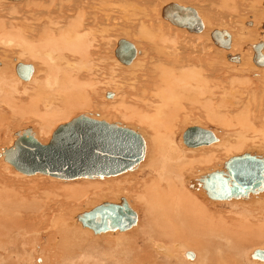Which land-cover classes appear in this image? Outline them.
<instances>
[{
	"label": "bare ground",
	"instance_id": "1",
	"mask_svg": "<svg viewBox=\"0 0 264 264\" xmlns=\"http://www.w3.org/2000/svg\"><path fill=\"white\" fill-rule=\"evenodd\" d=\"M3 1L9 4L22 2V0ZM28 1L30 2V4L27 3L28 8L22 11H19L21 8L19 10L14 9L13 6L16 5L10 8L7 6V9L3 7L5 9L0 10V145H3L5 137L7 136L6 138L8 139L11 129H14L20 121H28L30 119L36 121L37 129L31 128L35 139L39 142L40 137L43 139L47 136L45 143H41L47 144L46 142L54 130L59 125L70 121L69 119L64 122L63 119L75 108L89 109L92 110V112L97 111L95 114L83 115L91 119L105 121L111 124L114 123L126 128L130 127L119 122V120L117 122H109V119L104 117L105 113L114 115L113 118H115V120L116 118L122 119V121L125 119L127 120L126 122L131 120L135 125L141 127V129H130L138 132L142 137L145 145L144 157L131 171L116 176L136 172L134 176L138 180L130 186V189L134 197L136 196L135 198H137L138 202L144 207V225L140 222L138 223V213L134 209L132 203L124 196L120 195L115 202H105L119 203L120 198L126 199L128 205L137 215V222L130 230L136 229L130 234H138L140 231L143 232L145 228L143 236L146 240L151 241L154 237L158 239V242H151L149 247L151 258L165 256L164 259L169 261V263L177 258V264L178 262H180V264H189L188 262L190 260L195 259L196 261L200 260L198 263L209 264V257L207 254H210L213 250L209 249L211 247V244H209L210 242L207 243L206 241L207 244H204V240L205 237L211 236L212 238L216 237L215 241H217V237L225 241V246H222L226 248L225 250L228 256L226 257V255L223 254V258L226 257V261L223 264H242L245 262L244 260L247 259L249 261L245 262L247 264H264V262L260 260L251 258L254 250L264 249L263 245L260 247L256 246L252 250L250 249L251 251L248 253H244L243 250L245 244L251 242L252 239L258 241L260 244L264 243V191L258 194H249L247 198L231 200L210 199L206 195L202 185L198 183V179L207 173L204 174V171H199L198 174L194 175L193 171L198 166L204 167V165L211 163L215 159L214 153L212 151L204 152L201 153L197 159H191L189 153L192 151L189 150L194 149L188 148V150H184L180 147V143H177L179 133H183L187 128L195 127L194 125H190L194 120L196 127L202 128L198 126V120L200 118L204 117L208 120L222 119L221 116L225 111L222 110L224 100L229 96V98H232L234 94V92L229 91V89L223 86V77L221 76V72L219 73L222 67L217 69L215 68L216 65H214L216 63H214L210 65L212 69L209 68L210 60L211 63L215 62L217 59L216 55L219 57L224 56V58L226 54L233 56L232 51H234L233 48L236 46L235 49L239 50L240 55L242 52L241 56L238 55L240 63L234 62V64L233 62H224L227 64L226 69H229V71L235 70L238 73H254L258 76L257 78H260L258 79L260 84L256 85L255 88L257 89L254 90L256 92L253 91V95L257 92L264 94V67L256 68L253 66L251 60L252 53H250V50L246 53L249 44L253 42L258 43L260 40V38H258L260 33L258 34L259 30L257 31V28L259 29V26H262L261 23H264V10L260 8V5L264 1L248 0L249 3H251L246 6L248 7L247 12H251L250 14L252 15V23L254 26H251V29H246L244 28V21L240 27H237V31L235 32L236 38L235 36L232 37V33L229 34L231 38L230 54L223 53L224 49L221 50L222 48H218L215 45L218 48V50H214L216 59H212L210 56L208 57L209 53L207 48H209V45L206 46L205 43H209V37H211V33L213 32L209 31V26L215 21L216 17H214L212 14L213 12L210 11V9H212L210 5L213 4L217 7L221 6L224 10L232 6L233 9L237 10L239 2L236 3L234 0H186L187 4L195 2L199 5V7H197L200 10L198 8L195 10L193 7H190L195 10L202 22L203 28L199 33H188L190 35L184 39H178V33H176L178 31L176 28L187 32L186 29L178 27L174 29L172 28L173 26H169L170 23L168 21H161L159 17L161 16L162 8L169 3H177L178 5L189 7V4L184 5V2L177 0H169L159 6L158 3L160 4V2H158V0ZM229 9L232 10V8ZM218 28L216 29L219 30ZM202 32L204 33L200 35ZM194 34L199 35L194 36ZM133 37L137 38V40L139 39L137 45L134 44L135 41L132 43L128 40ZM121 39L130 42L136 50V56L129 65L121 64L114 55L117 43ZM200 39H204L205 42L202 40L199 41ZM114 40H116L115 45L113 42ZM262 41L264 40L262 39ZM139 47L143 51H140V49H138ZM262 53L264 54V48ZM111 56H114L115 62L111 59ZM13 58L16 59L12 62ZM217 61L219 60L217 59ZM108 62H110L109 65ZM218 63L221 65L220 61ZM18 64L32 66L33 72L29 80L24 81L16 74L15 67ZM220 65L218 64L219 67ZM224 66L223 69L226 67ZM226 69L224 70L226 71ZM116 71H118V74ZM235 71L232 74H236L237 72ZM121 73H127L128 75L121 79L122 75H119ZM115 75L117 77L118 75L120 76L118 80H115ZM245 83L247 82L245 81ZM230 84L232 87V83ZM250 90L251 88L247 91L252 95ZM107 93H111L112 96L107 98ZM98 95H103L104 99H107L109 103L107 104L106 102L105 104L102 102L98 105ZM253 97H250V99ZM263 97H261V100ZM99 99L100 97L98 101ZM101 99H103V97ZM109 105L111 106L110 108H108ZM259 105L260 108L257 114L245 108L238 114H234V122L231 116V121H223V125L226 126V122H228L230 126L227 125L226 127H232L236 130H232L233 132L230 134L227 133L230 135V137H228L229 135L226 134L227 139H225V137H216L217 141L212 143L214 146L210 144L212 145L211 148L223 151L224 153L226 152V154L232 153V151L238 152L244 147L246 148L249 143L256 147L263 148L264 108H262L261 104ZM219 121L221 120L219 119ZM57 123L58 125H56ZM185 123H189L190 126L187 125V128H183ZM233 126H238V129ZM22 131L23 130H20L18 132ZM13 137L15 141V134ZM4 148L0 150V158L2 161H4V152L9 149L6 147ZM216 152L218 153V151ZM250 154L256 156L264 155L255 152ZM223 163L219 164V167L212 171L221 170ZM143 168L147 173L146 177L144 176L145 178H141V180L138 176L144 171ZM14 172V175L19 174L22 178L41 175L34 174L26 176L15 170ZM45 177L47 178L49 176ZM50 178L52 179L53 177ZM192 179H195L194 182L201 190L197 189L198 187H194L195 189H192L193 191L188 189V187H190L189 185L192 184ZM15 183L0 174V209L3 210V207L7 208L5 215L0 212L3 215H0V223L3 222V224L0 225L2 229L0 231V246L4 244L10 246V243L13 244V246L16 245V247L18 243L23 245L29 236L33 237L47 226L51 231L49 235L52 238L56 235L54 233H60L59 237H57L59 238L57 245L61 248L64 247L65 249H69L66 254L63 253L65 260H67V263L63 262V264H75L76 262L72 263L70 261L76 259L81 260L88 250L85 251L83 249L85 245L80 246V244L82 245L85 243L81 242L84 240L81 237L88 236V233L84 232L86 230L77 229L72 219L71 222H68L66 214H69V206L67 207L63 204V209L61 208L56 212L57 214L51 215L49 227L47 223L44 225V221L35 223L33 221L43 219L41 215L44 213L40 211L41 207L39 202H35V199L39 196L36 197L33 195L30 200L31 202L29 201L30 203L26 204L28 199H30V192L28 193L29 189L19 188ZM92 186L94 187V185ZM95 187L98 188L97 186ZM54 189L56 190V188ZM64 189L60 190L62 195L59 194V192L53 193L54 198L56 199L58 196L57 199H60L64 196V200H73L76 202L82 198L83 200L85 197L87 198L88 193L83 188L75 189V187L72 186ZM201 191H203L205 197L209 201L211 200L213 204L232 202L233 204L231 203L230 205H234L235 202H250L247 205L244 203L245 205L243 204V206H248L245 212L249 214L256 212V216H253L255 214L252 215L256 223L252 225L248 219L249 216L243 215H241V217L243 216L242 219L240 218V220H238L239 222L232 221L233 218H230L231 220L229 219L231 226L233 223L234 226H239L238 231L241 232L243 239L239 237L241 236L240 232L239 236H236V234H238L236 231L237 227H231L230 223H228V225L223 217L224 214L221 215L219 212L210 211L208 208L209 203L204 200L205 198H202L203 193ZM46 197H48V195H46ZM51 199L49 200L52 201ZM39 200L43 201L44 199L41 198ZM10 209L11 213L9 215ZM21 209L25 211L22 212ZM42 209L45 208L42 207ZM26 211L30 212V216H23V213H27ZM39 211L41 212L40 214ZM78 214H73L75 224H80L76 220ZM226 226H230L231 229H227ZM224 227L226 231L230 230L231 233L229 231H227L228 234L221 232L225 230ZM232 228L235 229V234H233L234 231ZM121 233L123 232H107L99 234L98 236L102 237L103 235L112 234L117 237V235ZM229 234H231V236ZM232 237L237 238H233L232 240ZM87 238L89 239V237ZM90 239L93 240V242L86 241L93 244L98 242L93 238ZM218 241L221 242L219 239ZM215 243L214 246L216 245L217 247L218 244L217 242ZM176 244L177 246L178 244L179 246L181 245L177 257L174 254L175 247L173 248ZM164 245L166 247H164ZM191 245H194V247ZM204 245L206 249L211 251L208 253L205 252ZM208 245L210 246L209 248ZM72 246L75 248L74 251ZM214 246L213 249L215 248ZM85 248H87V246ZM65 249H63V251ZM193 250L195 253H193ZM220 250H217V253L222 252ZM158 251H162L163 253H157L158 256H156L154 252ZM188 251H191L194 255L192 259L186 258L185 253ZM89 252L91 254L89 253L88 256H91L93 251L91 252L89 249ZM176 252L177 251H175V253ZM202 253L205 255L203 256ZM212 254L213 253L210 255ZM215 255L219 254L215 253ZM147 256L141 257L138 263L155 264V262H153L154 260L150 261L147 259ZM203 257L206 258V260ZM105 258L103 259L105 260ZM184 258L188 262H186ZM103 259L100 261L102 262L101 264H109V261H107L108 258L106 261H103Z\"/></svg>",
	"mask_w": 264,
	"mask_h": 264
},
{
	"label": "rangeland",
	"instance_id": "2",
	"mask_svg": "<svg viewBox=\"0 0 264 264\" xmlns=\"http://www.w3.org/2000/svg\"><path fill=\"white\" fill-rule=\"evenodd\" d=\"M166 1H169V0H163V1H159L158 0V2H160V4L158 3V6L159 5H162L164 2H166ZM177 1H180V2H184V5H188L189 7L191 6V7H193L195 10H197V8L199 7V5H197L195 2H193V3H188L187 4V1L186 0H177ZM185 1H186V3H185ZM234 1H236V3H238V8H237V10L236 9H233V7L232 6H229V8H232V10L231 9H229V8H227V9H225L224 10V8H222L221 6H219V7H217V6H215V5H207V6H209L210 8H212V9H210V11H212L213 13V16L215 17V21H213V23L211 24V26H209V31H214L216 28H218V27H220V28H218L219 30L221 29V30H227V32H229V34H231L232 35V37H234L235 36V38L237 37L236 36V34H235V32L237 31V27H240V25L242 24V23H244V21H245V23H244V28H246V29H251L254 25H253V23H252V15L250 14L251 12L250 11H248L247 12V8L248 7H246V6H248V4H250L249 3V1H251V0H234ZM245 1V2H244ZM264 1V0H263ZM21 3V4H20ZM16 2V3H8V2H5V1H3V0H0V10L1 9H5V8H3V7H6V9H7V6H8V8H10L11 6H13V5H16V6H13L14 7V9H16V10H19L20 8V10L19 11H22V10H25V8L27 9L28 8V5H27V3L28 4H30V2L27 0H22V2ZM25 3V4H24ZM264 3V2H263ZM263 3L260 5V8L262 9V10H264V7H263ZM190 4H192V5H190ZM195 4V5H194ZM5 5V6H4ZM10 5V6H9ZM23 5V6H22ZM31 6V5H30ZM29 6V7H30ZM198 6V7H197ZM215 6V7H214ZM199 9V8H198ZM220 9H222V10H220ZM200 10V9H199ZM215 12H217V13H215ZM223 12V13H222ZM233 12H235V13H233ZM219 13V14H218ZM225 13V14H224ZM264 14V13H263ZM242 15V16H241ZM160 17V20L161 21H164V19L163 18H161V16H159ZM217 18V19H216ZM241 21H240V20ZM227 20V21H226ZM216 22V23H215ZM231 22V23H230ZM166 23V22H165ZM233 23V24H232ZM251 24V25H250ZM263 24V22L261 23V25ZM206 25V24H205ZM223 25V26H222ZM169 26H173V25H169ZM213 26V27H212ZM252 26V27H251ZM172 28H176V27H172ZM225 28V29H224ZM234 28V29H233ZM212 29V30H211ZM176 30L178 31V32H176V33H178L177 35V37H178V39L179 38H186V37H188L190 34H188V33H190V32H188L187 30V32H185V31H183V30H178L177 28H176ZM217 30V29H216ZM259 30V32H258V34L260 33V35L258 36V38H260V40L262 41V39L264 40V38H263V34H262V30H261V27L259 26V29L257 28V31ZM183 31V32H182ZM175 33V32H174ZM175 33V34H176ZM204 32H202V33H200V35L201 34H203ZM187 34V35H186ZM195 35H199V34H194V36ZM181 36V37H180ZM184 36V37H183ZM192 36V35H191ZM210 36V35H209ZM261 36H262V38H261ZM122 37V36H121ZM126 38V37H125ZM130 42H132V43H134V41H135V45H137L138 43H137V41H139V39L137 40V38H131V39H128ZM132 40V41H131ZM197 40H198V38H197ZM203 41V42H205L204 41V39H200L199 41ZM259 40V41H260ZM198 41V42H199ZM114 42V45H115V43H116V40H114L113 41ZM235 42V41H234ZM206 43V46H208L209 48H207V51H208V53H209V55H208V57L210 56V58H212V59H218L220 62H221V65H220V63H218L219 61H217V59L215 60V62H213V63H211V60H210V63H209V68H210V65L211 64H214V63H216V64H214V65H216L215 66V68H217V69H220L221 67V71H219V73L221 72V76L223 77V86L225 87V88H227V89H229V91H231V92H234V94L232 95V98H229V97H227V98H225V100H224V105H223V108H222V110L224 111V114L223 115H226V116H221L222 117V119L221 118H219L221 121H219V119H205L204 117L203 118H200L199 120H198V126H201L202 128H204V129H209L210 131H212L213 132V134L215 135V137H218V138H220V137H225V139H227V136H226V134L227 133H231V132H233V131H235L236 129H233L232 127H230V128H228V127H226L227 125L228 126H230L229 125V123L228 122H226V126L225 125H223V123L225 122V121H228V120H230V116L232 117L231 119H232V121L234 122L235 120H234V114L236 115V114H238L241 110H243V109H247V110H249L250 112H253L254 114H257V112H258V109L260 108V105L259 104H261L262 105V108H264V101H263V99H264V94L263 93H255V95H253L254 93H253V91L255 90V89H257V88H255L256 87V85H259L260 84V82H259V80L258 79H260V78H257L258 76L257 75H255L254 73L253 74H248V73H238L237 71H235V70H230L229 71V69H226L227 68V64H225L224 62H232V61H230L228 58H227V56H228V54H226V57L224 58V56H221V57H219L218 55H216V58H215V53H214V50H218V48L215 46V44L213 43V41H212V39H211V37H209V43L208 42H205ZM235 43H237V42H235ZM234 43V44H235ZM254 43H256V42H253L252 44L254 45ZM263 43H264V41H263ZM252 44H249V48H248V50H246V53H247V51H249L250 50V53H252V57H253V50H252ZM236 45V44H235ZM235 48H236V46H235ZM235 48H233V50L234 51H232V54L233 55H239V56H241L242 55V52H241V55H240V53H239V50H237V49H235ZM138 49H140V47L138 48ZM221 50H223V49H221ZM230 50H231V48H230ZM230 50H224L223 51V53H229V51ZM140 51H143V50H141L140 49ZM236 51H237V53H236ZM234 52H235V54H234ZM230 54V53H229ZM13 57V56H12ZM220 58V59H219ZM14 59H16V58H13L12 59V62L14 61ZM111 59H113L114 60V62L116 61L115 60V58H114V56H111ZM112 60V61H113ZM251 60H252V58H251ZM111 61V62H112ZM213 61V60H212ZM220 65V67L218 66V64ZM223 63V64H222ZM234 63V62H233ZM240 63V62H239ZM110 64V62H108V65ZM112 64V63H111ZM224 64H225V66H224ZM235 64V63H234ZM252 64H253V66H255L256 68H257V66L256 65H254V63H253V61H252ZM213 66V65H212ZM218 66V67H217ZM223 66L225 67L224 69H226V71L223 69ZM214 68V67H213ZM210 69H212V68H210ZM13 71H14V69H13ZM222 71H223V74H222ZM237 72L236 74L234 73V74H232L233 72ZM229 72V73H228ZM116 73L118 74V71H116ZM245 74V75H244ZM15 75V74H14ZM120 76H121V79H123L124 78V76H127L128 74L127 73H121V74H119ZM118 75V77H120ZM224 75V76H223ZM116 76V75H115ZM114 76V78H115V80H118V77L116 76L115 77ZM264 76V75H263ZM15 77H16V75H15ZM123 77V78H122ZM249 77V78H248ZM247 78V79H246ZM245 79V80H244ZM232 80V81H231ZM241 80V81H240ZM234 81V82H233ZM238 83H237V82ZM245 81L247 82V83H245ZM257 81H258V83H257ZM241 82V83H240ZM243 82H244V84H243ZM230 83H232V87H231V84ZM241 84V85H240ZM243 84V85H242ZM247 84H249V85H247ZM243 86V87H242ZM252 86V87H251ZM242 87V88H241ZM251 88V94L252 95H250L248 92L249 91H247V90H249ZM241 90V91H240ZM237 91H238V93H237ZM244 91V92H243ZM243 92V93H242ZM254 92H256V91H254ZM102 93V92H101ZM242 93V94H241ZM245 94V95H244ZM258 94V95H257ZM263 94V95H262ZM100 95V94H99ZM97 96V103H98V105L99 104H101L102 102L103 103H105L106 104V102H107V104L109 103V101L107 100V99H104V96L103 95H101L102 97H103V99H101L102 97L101 96ZM236 96H238V97H236ZM253 97V98H251L250 99V97ZM100 97V99H99V101H98V98ZM249 97V98H248ZM261 97H263L262 98V100H261ZM257 98V99H256ZM236 100V101H235ZM101 101V102H100ZM251 101V102H250ZM253 101V102H252ZM236 102V103H235ZM244 102V103H243ZM254 103V104H253ZM258 104V105H257ZM247 105V106H246ZM111 106L109 105V107L108 108H110ZM243 107V108H242ZM252 109V110H251ZM83 110V111H82ZM88 112V113H87ZM97 111H94V112H92V110H89V109H82V108H75V109H73L72 111H70V113L68 114V118L67 117H65L64 119H63V121L65 122V121H67V120H71V119H73V118H75V117H77V116H79V115H83V114H95ZM228 112V113H227ZM108 114V115H107ZM111 116V117H107V116ZM113 116L114 115H109V113H105V115H104V117H106L107 119H109V122H114V121H118L119 120V122H122L124 125H126V126H129L130 128H137V129H141V127L139 126L138 127V125H135V123H133V121H131V120H129L128 122H126L127 120H125V122H124V120L122 121V119L120 120V119H117L116 118V120H115V118H113ZM71 117V118H70ZM106 118H104V119H106ZM114 119V120H112V119ZM229 118V119H228ZM225 119V120H224ZM227 119V120H226ZM29 121V122H28ZM28 121H20L18 124H17V126H15L14 127V129H11V132H10V134L8 135L9 137H8V139L5 137V139H4V143H3V145H0V150L1 149H3L4 147H6V148H9L10 146H12V144H13V142H14V137H13V135L15 134L14 132H18V131H20V130H24L26 127L28 128V127H30V128H34L35 130L37 129L36 127V121H33L32 119H30V120H28ZM30 121H33V122H30ZM214 121V122H213ZM224 121V122H223ZM231 121V120H230ZM131 122V123H130ZM219 122V123H218ZM220 122H222V123H220ZM232 122V123H233ZM33 124V125H32ZM197 124V123H196ZM234 124V123H233ZM56 125H58V123L56 124ZM190 126V125H194V126H196L195 125V120H194V122L193 123H191L190 125H189V123H185L184 124V126H183V128H187L188 126ZM135 126V127H134ZM187 126V127H186ZM221 127H223V128H221ZM233 127H235V128H237L238 129V126H233ZM233 130V131H232ZM183 132V131H182ZM182 134L183 133H179V136H178V138H177V143H180V147L181 148H183L184 150H188V148L185 146V145H183V143H182ZM229 134H227V135H229ZM47 137V136H46ZM46 137H44L43 139H41V137L39 138V142L40 143H45V139H46ZM228 137H230V135L228 136ZM50 138H51V136H50ZM50 138L47 140V142L46 143H48L49 141H50ZM229 139V138H228ZM6 142H8V143H6ZM11 143V144H10ZM5 144V145H4ZM250 144V145H249ZM247 146H246V148L244 147L243 149H241L240 151H235V152H233L232 151V153H227L226 154V152L224 153L223 151H219V150H217V149H213V148H211L212 147V145L214 146V144H212V145H210V146H203V147H197V148H193L194 150H189V151H194L193 153L191 152V153H189V155H190V158L191 159H193V158H195V159H197L198 158V156H200L201 155V153H204V152H210V151H212L213 153H214V155H215V159L211 162V163H209V164H206V165H204V167L203 166H201V167H197L194 171H193V173H194V175L195 174H198V172L200 171V172H203L204 171V174L205 173H208V172H210V171H212L213 169H217L219 166V164H221V163H223V162H225L228 158H230V157H233V156H237V155H240V154H243V153H245V152H249V153H252V152H255V153H261V154H264V147L263 148H261V147H256V146H254L253 144H251V143H249ZM7 145V146H6ZM10 145V146H9ZM3 148H2V147ZM186 149H185V148ZM5 149V148H4ZM216 151H218V153L216 152ZM222 152V153H221ZM221 154V155H220ZM218 157V158H217ZM189 158V159H190ZM218 159V160H217ZM145 160V159H144ZM2 162V163H1ZM144 162V161H143ZM142 162V163H143ZM5 165V166H4ZM200 169V170H199ZM2 170V171H1ZM143 172H142V174H140L139 176H138V178L139 179H143V178H145L146 177V171H145V169L143 168ZM4 171V172H3ZM137 171V170H136ZM9 172H11V173H9ZM138 173V172H137ZM0 174L2 175V176H4L5 178H7V179H9L10 181H14V183L16 184V185H18V187L20 188H22V189H24V188H26V189H29L28 190V193H29V197H30V199H28V202L26 203V204H29L31 201V197H33V195L34 196H39V197H37L36 199H35V202H39V204H40V207H41V209H42V207L43 208H45V209H40V211L42 212H44L43 213V215H41V216H43V219H37V220H35V221H33V222H35V223H38L39 221H44V225H45V223H47L48 224V227H49V224H50V217H51V215L52 214H57L56 212H58L59 211V209H63V204H64V206H69L68 207V213L69 214H66L67 215V220H68V222H71V219H72V221H73V223H74V225L77 227V229L78 228H80L81 230H86V231H84V232H87L88 233V236H86V237H81L82 239H84L83 241H81L82 243H84V244H80V246H83V245H85V247L87 246V248H83V247H81V248H83L87 253L84 255V257H82L81 258V260H74V261H70V262H72V263H75V264H101L102 262H100L101 261V259H103V258H105V257H107L108 258V260L107 261H109V264H139L138 262H140V261H138L141 257L143 258V256H147V259H149L150 261L151 260H154L153 262H155V264L157 263V264H177V258H175L173 261H171V263H169V261H167V260H165L164 259V257L165 256H160V258H151V256H150V245H151V242H153V241H156V242H158V239L157 238H152L151 239V241L150 240H146L145 238H144V236H143V232H144V230H145V228H144V230H143V232H139L138 234H130L134 229H136V228H134V229H132V230H128V231H125V232H123V233H121V234H118L117 235V237H115L116 235H112V234H107V235H103L102 237H100V236H98L99 234H97L96 236L95 235H93V232L92 231H90V230H88L87 228H82L81 226H80V224H75V221H74V215H76V214H78V213H80V212H82V211H85V210H87V209H90V208H93V207H95V206H97V205H99L100 203H102V202H105V201H109V202H115L116 200H117V198L120 196V195H122V196H124L125 198H127L131 203H132V205H133V207H134V209L136 210V212L138 213V223L140 222V223H144L145 222V211H144V207L140 204V202H138V199L137 198H135L134 197V195H133V193H132V191H131V185L132 184H134V182L135 181H137L138 179H136L135 178V176H134V174H136V172H130V173H125V174H123V175H120V176H116V177H108V178H106V177H103V178H96V179H88V180H71V181H66V180H58V179H55V178H50V177H45V176H41V175H39V176H31V177H25V176H23V177H25V178H22L21 176H19V174L18 175H14L15 174V172H14V170L11 168V166L10 165H8L7 163H5L4 161H2V159L0 158ZM144 174V175H143ZM133 175V176H132ZM19 176V177H18ZM145 176V177H144ZM12 179V180H11ZM100 179V180H99ZM136 179V180H135ZM141 179V180H142ZM194 180L195 179H192V184L191 185H189L190 187H188V189L190 190V191H193L192 189H195L194 187H198V185H196V183L194 182ZM130 182V183H129ZM84 185V186H83ZM88 185H90V186H88ZM92 185H94V187L95 186H97L98 188H94ZM75 187V189H78V188H83V189H85L86 191H87V198L85 197L84 198V200H83V198L81 199V200H77V202L76 201H73V200H70V201H68V200H64V196H62V198H60V199H57L58 198V196H57V198L55 199L54 198V195H53V193L55 194V193H58L59 192V194H61L60 192V190H62V189H66V188H69V187ZM78 188H77V187ZM88 186V187H87ZM17 187V188H18ZM45 187V188H44ZM53 189H51V188ZM91 187V188H90ZM49 188V189H48ZM54 188H56V190L54 189ZM59 188H61V189H59ZM107 188V189H106ZM111 188V189H110ZM59 191H58V190ZM64 189V190H65ZM102 189V190H101ZM197 189H200L199 187L197 188ZM48 190V191H47ZM201 190V189H200ZM19 191H20V189H19ZM49 191H52V192H49ZM104 191V192H103ZM32 192V193H31ZM100 192V193H99ZM195 192V191H194ZM202 193H203V191H201ZM48 193V194H47ZM43 194V195H42ZM51 194V195H50ZM20 195V194H19ZM41 195H42V197H41ZM46 195H48V197H46ZM62 195V194H61ZM203 195V196H202ZM201 196H202V198H205L204 200L207 202V203H209L208 204V208L210 209V211L211 212H219V213H221V215H223V217H224V219H225V221H227V224L228 223H230V220L233 218V220L232 221H238V220H240V218L242 219V217L243 216H249L248 217V219L250 220V222L252 223V225H253V223H256V221H255V218L253 217V216H256L257 214H256V212H253V214H255V215H253L252 213L251 214H249L248 212H245L246 211V207L248 208V206H243V204L245 203L246 205L247 204H249L250 202H243V201H241V202H235L234 203V205H230L232 202H225V203H215V204H213L212 202H211V200L209 201L206 197H205V195H204V193L202 194ZM53 196V197H52ZM89 196V197H88ZM105 196V197H104ZM201 196H198V197H201ZM44 199L43 201L42 200H39V199ZM52 198V199H51ZM90 198V199H89ZM49 199H51L52 201H55V202H52V201H50ZM47 202H46V201ZM49 200V201H48ZM18 201H19V199H18ZM30 201V202H29ZM60 201V202H59ZM44 202H45V204H44ZM52 202V203H51ZM56 202H58L59 203V205H58V203H56ZM218 202H220V201H218ZM25 203V202H24ZM48 203H50V204H48ZM66 203V204H65ZM68 203V204H67ZM212 204V206H211V204ZM229 203V204H228ZM241 203H242V205H241ZM44 204V205H43ZM47 204V205H46ZM56 204V205H55ZM233 204V203H232ZM236 204V205H235ZM244 204V205H245ZM48 205H49V207H48ZM61 206V207H60ZM232 206V207H231ZM60 207V208H59ZM245 207V208H244ZM252 207V206H251ZM48 208H51V209H48ZM250 208V207H249ZM6 209L7 208H5V207H3V210H1L0 209V212L2 213V214H6ZM72 209V210H71ZM45 210V211H44ZM4 211V212H3ZM21 211L23 212V211H25V210H23V209H21ZM39 211V214L41 213ZM27 212V211H26ZM46 212V213H45ZM0 213V215L1 216H3L2 214ZM10 213H11V209H10V212H9V215H10ZM28 213V214H27ZM27 213H23V216H25V215H29L30 216V212H27ZM248 213V214H247ZM74 214V215H73ZM45 215V216H44ZM241 215H243L242 217H241ZM253 215V216H252ZM22 216V217H23ZM46 216H48V217H46ZM21 217V218H22ZM2 218V217H1ZM231 218V219H230ZM239 218V219H238ZM46 219V220H45ZM230 219V220H229ZM255 222H254V221ZM231 221V222H232ZM263 221V220H262ZM239 222V221H238ZM261 222V221H260ZM257 223H259V222H257ZM262 223V222H261ZM3 224V222L2 223H0V225H2ZM235 224H237V223H235ZM144 225V224H143ZM229 225V224H228ZM75 226H73V227H75ZM137 226H138V224H137ZM136 226V227H137ZM230 226H231V223H230ZM230 226L229 227H227L226 226V228L228 229V228H230ZM234 226V223H233V225L231 226V227H233ZM236 226V225H235ZM234 226V227H235ZM255 226V225H254ZM237 227V226H236ZM253 228V227H252ZM47 229V230H46ZM79 229V230H80ZM224 229H225V227H224ZM231 229V228H230ZM237 230V233L238 234H236V236L238 237L239 236V232L240 231H238V229H239V226L236 228ZM2 229L0 228V231H1ZM46 232H45V231ZM44 230H41V231H39V235L38 234H36V235H34L33 237L31 236H29V238H27V236H26V241H25V243H23V245H21L20 243H18V246L16 247V245H14L15 246V248H14V246H13V244H11L10 243V246L9 245H1L0 246V258H1V260H0V264H63V262H66L67 263V260H65V258H64V255H63V253H67L68 252V250L69 249H65L64 247L63 248H61V247H59L58 245H57V243L59 242V238H57V237H59V234L60 233H54V234H56L55 236H54V238H52L49 234H51V231H50V229L49 228H47V226H45V229ZM232 230L234 231L235 229H233L232 228ZM89 231V232H88ZM225 231V232H224ZM227 231H229L230 233H231V231L230 230H227ZM227 231H226V229L225 230H223V231H221V232H223V233H227ZM107 233V232H106ZM103 234V233H102ZM228 234V233H227ZM233 234H235V231H234V233ZM247 234H248V232H247ZM58 235V236H57ZM125 235H126V237H125ZM131 235V236H130ZM230 236H231V234H229ZM240 235H241V232H240ZM46 236V237H45ZM105 236V237H104ZM110 236V237H109ZM233 236V235H232ZM235 236V235H234ZM50 237H51V239H50ZM87 237H89V239L87 238ZM120 237V238H119ZM207 237H209V238H207ZM207 237H205V243L204 244H207V243H209V244H211L210 246L208 245V248L209 249H211V250H213V252H210L211 250H208V249H206V246L204 247V249H205V252H210V254L211 253H213L212 255H210L209 253V255L207 254V256L209 257V264H223V263H225V261H226V257L228 256V253H226V248L224 247L225 246V241H223L221 238H219V237H217V241H215L216 240V237L215 238H212L211 236H207ZM236 237V238H237ZM240 237V239H243V237H242V235L241 236H239ZM242 237V238H241ZM245 237V236H244ZM86 238V239H85ZM90 238H93L94 240H97L98 242L96 243V244H93V243H89V242H93V240H91ZM129 238V239H128ZM233 238L234 239H236L235 237H232V240H233ZM245 238H247V237H245ZM218 239L221 241V242H219L218 241ZM86 240H88V241H86ZM210 240H214V241H210ZM148 241H150V242H148ZM206 241H207V243H206ZM80 242V243H81ZM109 242H110V244H109ZM178 242H179V240H178ZM213 242V243H212ZM215 242H217V244L219 245H217V247H216V245L214 246V244H216ZM220 244H219V243ZM222 242H224V243H222ZM30 243V244H29ZM100 243V244H99ZM107 243V244H106ZM149 243V244H148ZM255 245H254V244ZM49 244H51V245H49ZM79 244V243H78ZM179 244H181V243H179ZM179 244H178V246H177V244H176V246H173V248H174V250L175 251H177L176 253H175V251H174V254L176 255V257H177V254L179 253V251H180V246H179ZM213 244V245H212ZM248 244V245H247ZM55 247H54V246ZM59 247H57V246ZM119 245V246H118ZM222 245H224V246H222ZM261 245H263L264 246V243H258V241H256V240H251V242H249V243H246L245 244V246L243 247V250H244V253H248L249 251H251L253 248H255L256 246L257 247H260ZM70 246V245H69ZM192 247H194V245H191ZM213 246L215 247L214 249H213ZM221 246V247H220ZM73 248H74V246H72ZM153 247V246H152ZM164 247H166L165 245H164ZM203 247V246H202ZM219 247V248H218ZM10 248V249H9ZM70 248V247H69ZM91 248H92V250H91ZM97 248V249H96ZM114 248V249H113ZM118 248V249H117ZM154 248V247H153ZM172 248V249H173ZM222 248V249H221ZM62 249V250H61ZM63 249H65L64 251H63ZM89 249H90V251L92 252L93 251V253H92V255L90 256H88V254L90 253L89 252ZM94 249V250H93ZM155 249V248H154ZM215 249H216V251H215ZM221 249V250H220ZM251 249V250H250ZM67 250V251H66ZM70 250H72V249H70ZM75 250V248L73 249V251ZM208 250V251H207ZM217 250H220V251H222V252H219V253H217ZM124 251V252H123ZM97 252V253H96ZM189 252H191V251H189ZM78 253V252H77ZM76 253V254H77ZM102 255H101V254ZM157 253H163L162 251H158V252H154V254L156 255V256H158L157 255ZM193 253H195V251L193 250ZM215 253L216 254H219V255H215ZM222 253V254H221ZM91 254V253H90ZM95 254H96V256H95ZM110 256H109V255ZM111 254H112V256H111ZM223 254L224 255H226V257H224L223 258ZM232 254V253H231ZM202 255L204 256L205 254L204 253H202ZM201 255V256H202ZM222 255V256H221ZM120 256V257H119ZM215 256V257H214ZM222 258H221V257ZM119 257V258H118ZM138 259H137V258ZM161 257H162V259H161ZM94 260H93V259ZM107 258H105V260L103 259V261H106V259ZM111 258V259H110ZM117 258V259H116ZM136 258V259H135ZM204 258V257H203ZM234 258V257H233ZM63 259H64V261H63ZM92 259V260H91ZM114 261H113V260ZM119 259V260H118ZM146 259V260H147ZM205 260H206V258H204ZM217 259V260H216ZM7 262H6V261ZM99 260V261H98ZM184 260H185V258H184ZM93 261V262H92ZM118 261H120V262H118ZM137 261V262H136ZM179 261V260H178ZM186 262H188L187 260H185ZM191 261V262H190ZM188 263L190 264H201V262H199L198 263V261H200V260H198V261H196L195 259L194 260H190ZM216 261V262H215ZM219 261V262H218ZM245 262L246 261H248V259L247 260H244ZM152 262V263H153ZM197 262V263H196ZM245 262H243L242 264H247V263H245ZM249 262V261H248ZM263 262V261H262ZM66 263H64V264H66ZM143 262H141V264H142ZM143 264H146V263H143ZM178 264H180V262H178Z\"/></svg>",
	"mask_w": 264,
	"mask_h": 264
},
{
	"label": "water",
	"instance_id": "3",
	"mask_svg": "<svg viewBox=\"0 0 264 264\" xmlns=\"http://www.w3.org/2000/svg\"><path fill=\"white\" fill-rule=\"evenodd\" d=\"M161 16L173 26L190 33H199L203 28L191 7L169 3L162 8ZM261 28L264 35V23ZM211 39L218 48L230 49L231 38L226 30H214ZM263 48V41L252 46V61L257 67H264ZM114 55L121 64L129 65L136 56V50L130 42L121 39ZM227 58L239 62L238 55H228ZM15 71L19 78L26 81L33 68L18 64ZM111 96V93L106 94L107 98ZM15 136L13 146L4 152L3 158L15 171L26 176L41 174L61 180L116 176L136 167L145 152L144 141L138 132L86 115L59 125L47 144L38 142L31 128L16 132ZM182 141L187 148H197L215 143L217 139L209 129L195 126L183 132ZM198 183L212 200L247 198L249 194L261 193L264 191V155L243 153L230 157L221 170L203 175ZM76 220L97 235L128 231L135 226L137 215L126 199L120 198L119 203L104 202L82 212ZM185 256L192 259L194 255L188 251ZM251 258L264 262V249L254 250Z\"/></svg>",
	"mask_w": 264,
	"mask_h": 264
}]
</instances>
